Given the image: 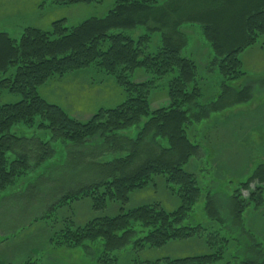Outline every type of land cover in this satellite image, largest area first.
I'll use <instances>...</instances> for the list:
<instances>
[{"label":"trees","instance_id":"obj_1","mask_svg":"<svg viewBox=\"0 0 264 264\" xmlns=\"http://www.w3.org/2000/svg\"><path fill=\"white\" fill-rule=\"evenodd\" d=\"M50 1L72 4L102 0ZM157 3L158 0H116L106 15L90 17L75 26L60 19L48 30L27 27L18 38L0 32V87L21 96L16 102L0 105V194L30 169V156L15 150L25 138L18 133L20 128H35L51 136L38 138L42 151L36 156L37 164L54 156L55 139L84 145L102 138V152H111L109 158L103 162L89 161L92 169L100 170V176L65 193L40 219L47 220L64 206L84 199H90L97 211L111 201L118 202L121 211L114 216L94 217L83 225H76L73 218H62L64 225L51 236L52 243L57 247L81 246L87 252L97 253L95 258L104 264H118L115 251L131 242L132 248L143 249L172 240L205 238L210 248L220 247L206 254L167 257L145 264H213L223 257L229 237L220 235L217 223L224 219L211 191L206 194L204 206L215 227L189 221L202 188L196 175L184 167L201 148L190 139L188 129L194 121L206 117V107L192 106L202 94L195 61L182 55L187 37L181 26L186 22L202 26L223 78L224 91L218 99L226 100L228 94L234 95L231 91L238 89L234 98L239 96L244 101L250 97L249 88H237L234 84L245 74L241 52L264 39V0H179L168 15L161 12L159 16L162 8ZM195 3L199 5L195 7ZM173 17V21L169 20ZM140 26L146 29L142 35L135 37L129 32ZM158 31L162 40L153 46V33ZM261 48L264 50V42ZM90 66L116 78L126 96L122 103L100 108L83 121L40 94L38 88L50 79ZM138 68L150 77L133 81L131 75ZM167 75L171 77L167 89L169 104L152 109L151 91L157 87L156 81ZM134 125H139V130L132 136L128 130ZM146 145L150 150L145 152ZM142 152L145 158L134 166ZM157 176L165 178L180 196L181 204L174 210L158 202L125 209L130 193L156 182ZM251 185L255 187L252 189ZM245 190L249 191L248 197L243 195ZM263 197L264 162H260L234 189L233 213L241 217L253 199L259 198L261 203ZM257 251L259 262L245 258L241 264H264V250Z\"/></svg>","mask_w":264,"mask_h":264},{"label":"rangeland","instance_id":"obj_2","mask_svg":"<svg viewBox=\"0 0 264 264\" xmlns=\"http://www.w3.org/2000/svg\"><path fill=\"white\" fill-rule=\"evenodd\" d=\"M177 1L158 0L157 6L162 8L158 16L161 12L168 15ZM115 2L102 0L55 4L50 0H0V32L18 38L27 27L48 30L54 21L60 19H65L69 26H75L90 17L106 15ZM194 5L197 7L199 4ZM171 19L173 21L175 18ZM181 30L187 37L182 55L195 61L198 69L196 80L202 94L193 101L192 106L196 109L206 107V117L194 121L188 129L190 139L201 148L199 154L192 157L184 167L196 175L202 188V195L189 221L215 227L204 206L206 194L211 191L224 219L217 223L221 229L220 235L229 237L223 257L213 264H241L245 258L259 262L261 258L257 250H264V197L261 203V199H253L243 215L237 218L233 213L232 195L256 165L264 162V81L258 80L264 75L257 73V69H264V50L261 48L264 39L260 38L257 44L240 54L245 74L234 85L237 88L251 85L250 97L244 101L239 96L236 99L234 96L238 89H234L231 91L234 95L228 94L226 100H220L219 95L224 91L223 78L202 26L197 22H186L182 24ZM145 31L142 26L129 30L135 37ZM161 40L162 33L154 32L151 44L157 46ZM149 77L142 68L136 69L131 75L135 82ZM170 79V75H167L156 81L157 87L150 94L152 109L169 104L167 89ZM44 88L51 90L50 97L54 101L83 121L92 117L100 108L115 107L126 98L116 78L95 66L86 67L69 76L55 77L46 87L41 85L38 88L40 94L49 97ZM20 98L19 94L0 87V105L16 102ZM214 100L220 103L215 104L216 108L212 104ZM250 100L252 105H248ZM225 102L227 104L222 108L221 104ZM192 115L195 117L194 113ZM15 130H18V126ZM19 130L17 132L25 138L15 146V150L30 156V169L0 194V264H104L95 258L97 253L87 252L81 246H55L49 234L52 236L63 227L64 224L60 222L62 218H73L76 225H83L94 217L117 215L121 211L118 202L111 201L105 209L97 211L92 208L90 199L78 200L64 206L47 220L40 218L65 193L96 180L100 170L92 169L89 161H106L111 152H102V138L92 139L84 145H71L55 139L52 142L56 148L54 156L37 164L36 156L42 151L38 148V138L48 139L50 135L42 130L35 131V128L22 127ZM138 130L139 125H134L128 133L135 136ZM143 150H150V146H144ZM141 156L134 166L145 158L143 152ZM254 187L251 185L252 189ZM243 195L248 197L249 191H243ZM155 202L161 203L168 210H174L181 204L180 196L171 189L163 176H157L156 182L145 188L132 191L124 206L129 209ZM2 239L8 240L1 244ZM132 247L131 242L124 249L115 251L119 255L118 264H145L146 261L167 257L210 253L220 246L210 248L205 238L194 237L172 240L159 247Z\"/></svg>","mask_w":264,"mask_h":264},{"label":"crops","instance_id":"obj_3","mask_svg":"<svg viewBox=\"0 0 264 264\" xmlns=\"http://www.w3.org/2000/svg\"><path fill=\"white\" fill-rule=\"evenodd\" d=\"M263 50L261 49V52H262ZM264 52V51H263ZM80 70H82V69H80ZM258 71H257V73L258 74H262V75H264V69H257ZM77 71H79V70H77ZM73 73H76V71H74V72H70V73H67V74H65L64 76H69L70 74H73ZM64 76H62V77H64ZM264 78V77H263ZM263 78H261V79H258L259 81H264V80H262ZM53 79V78H52ZM52 79H50L49 81H51ZM55 79V78H54ZM148 79V78H147ZM49 81H47L46 83H44L43 85H44V87H46V85L49 83ZM142 81H144V80H142ZM247 87L249 88V90H250V92H251V88H252V86L251 85H247ZM45 89V91H46V93L49 95V97H44L46 100H48L49 102H53L54 104H57V105H59V103H57L56 101H54V99L53 98H51L50 97V95H52V93H51V90H49L48 88H44ZM40 92V91H39ZM46 95V94H45ZM49 98H51V99H49ZM249 100V99H248ZM248 105H252V100H250V103H248ZM59 106H61V105H59ZM62 107V106H61ZM158 108H160V107H158ZM155 109H157V108H155ZM70 113V112H69ZM71 114V113H70ZM72 115V114H71ZM212 115V114H211ZM210 115V116H211ZM72 116H74V115H72ZM209 116V117H210ZM75 118H77L76 116H74ZM91 118V117H90ZM89 118V119H90ZM77 119H79V118H77ZM80 120V119H79ZM50 234H49V239H50ZM8 239H2V242H1V244H4L5 243V241H7ZM204 254H206V253H204ZM198 255H201V254H198ZM191 256H196V255H191ZM183 257H187V256H183ZM175 258H181V257H175Z\"/></svg>","mask_w":264,"mask_h":264}]
</instances>
